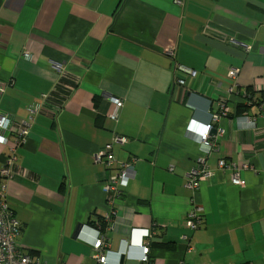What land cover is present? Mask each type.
Masks as SVG:
<instances>
[{"label":"crops","instance_id":"obj_1","mask_svg":"<svg viewBox=\"0 0 264 264\" xmlns=\"http://www.w3.org/2000/svg\"><path fill=\"white\" fill-rule=\"evenodd\" d=\"M170 47L198 74L185 87L173 86ZM111 98L123 101L115 121ZM217 105L225 113L207 159L213 174L192 192L184 177L198 135L184 133L190 120L210 123ZM0 113L14 133L29 126L0 192L21 228L16 246L41 264H93L92 224L107 212L114 172L93 157L114 136L126 139L112 143L115 165L132 171L100 232L110 264H140L141 231L153 223L151 242L171 249L151 246L152 264H233L239 244L264 243V0H0ZM7 156L0 144V170ZM221 160L240 170L243 187ZM194 206L203 214L190 232Z\"/></svg>","mask_w":264,"mask_h":264},{"label":"built area","instance_id":"obj_2","mask_svg":"<svg viewBox=\"0 0 264 264\" xmlns=\"http://www.w3.org/2000/svg\"><path fill=\"white\" fill-rule=\"evenodd\" d=\"M177 5L181 6L182 1H177ZM165 57H168L172 63V78L173 86L185 87L188 79H196L197 72L184 67L179 64L175 58V49L168 48L164 52ZM24 57L29 58L28 54H24ZM229 75L235 77L237 70L231 69ZM112 110L108 117L111 120H116L118 113L123 106V101L119 98H111ZM218 111L211 114V122L205 125L195 123L190 120L187 124L184 136L191 138V134H197V147L199 154L192 164L191 169L185 175L184 187L192 192L199 189L201 183L206 182L212 177V171L208 167L207 159L209 155L217 148L218 139L222 136L223 131L219 128H215V124L219 121L220 113H225L221 105H217ZM13 123L9 116L0 113V144L8 147V156L6 158L5 165L0 170V177L8 179L13 175V171L16 165V148L23 146L27 141L29 134V126L23 122L13 132ZM196 129L198 133L194 131ZM14 133V135H12ZM11 140L13 141H10ZM192 139V138H191ZM125 138L120 136H114L112 139L113 144H124ZM112 143L107 145L104 150L98 154H95L93 161L96 164H103L107 169L113 168L114 172L107 182L105 189L107 193V212L102 216L106 222V227L112 222V218L118 208L122 207L121 198L123 195L122 186L132 171L130 163H120L116 166V161L112 154ZM218 169H231V182L233 185L243 187L244 182L239 177L240 170L235 166L227 165L223 160L217 164ZM243 169H247L245 164L241 166ZM4 187L0 192V264H41L40 260L36 257L31 258L21 249L16 246L17 238L20 234V226L14 219L12 211L9 209L6 200L4 199ZM203 214V208L200 206H194L188 213L185 220V228L190 232H194L201 226V217ZM157 223H153L151 229L141 231L139 246L141 249V256L139 258L140 264H146L150 257L149 244L153 237L152 229L156 228ZM108 229V228H107ZM99 237L94 240L91 247L93 249V264H110L108 260V242L105 234H98ZM183 264V263H180Z\"/></svg>","mask_w":264,"mask_h":264},{"label":"rangeland","instance_id":"obj_3","mask_svg":"<svg viewBox=\"0 0 264 264\" xmlns=\"http://www.w3.org/2000/svg\"><path fill=\"white\" fill-rule=\"evenodd\" d=\"M240 253H237V252ZM226 262L233 264H264V243L239 244V249L231 250Z\"/></svg>","mask_w":264,"mask_h":264},{"label":"trees","instance_id":"obj_4","mask_svg":"<svg viewBox=\"0 0 264 264\" xmlns=\"http://www.w3.org/2000/svg\"><path fill=\"white\" fill-rule=\"evenodd\" d=\"M67 81V79H66V77H63L62 78V83L61 84H58V86L56 87V93H55V95H57V96H60L59 97V99H61V96H63L64 98H66L67 96H68V93H66L67 92V90H66V88L63 86L64 85V82H66ZM256 101V103L259 101V100H257V99H255ZM246 106L247 105H238V110H239V112H241V111H244L245 109H246ZM92 224V223H91ZM93 225V227L95 228V230H97V232L98 233H100V232H102L103 230H104V227H105V225H106V222L103 220V218H99L98 219V221L96 222V223H93L92 224ZM20 231H21V229H20ZM155 231H157V227L156 228H154V229H152V232H153V236L154 237H156L155 235ZM101 234V233H100ZM154 237H152V239L154 238ZM151 246H153V247H158V248H165V249H171V244H168V243H157V242H150V244H149V248H151ZM29 257H31V258H34V257H36V254L34 253V252H32V251H29V252H27L26 253ZM140 263V262H139ZM146 264H152V260H151V258L149 257V259H148V262L146 263Z\"/></svg>","mask_w":264,"mask_h":264},{"label":"water","instance_id":"obj_5","mask_svg":"<svg viewBox=\"0 0 264 264\" xmlns=\"http://www.w3.org/2000/svg\"><path fill=\"white\" fill-rule=\"evenodd\" d=\"M80 230H81V227L78 226L77 229L75 230L74 237H77V236H78ZM122 262H123V260H121V263H122Z\"/></svg>","mask_w":264,"mask_h":264}]
</instances>
